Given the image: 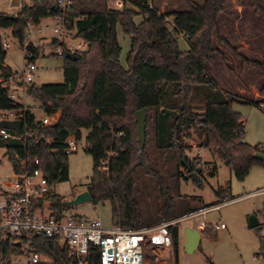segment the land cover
I'll use <instances>...</instances> for the list:
<instances>
[{"label":"trees","instance_id":"16d2710c","mask_svg":"<svg viewBox=\"0 0 264 264\" xmlns=\"http://www.w3.org/2000/svg\"><path fill=\"white\" fill-rule=\"evenodd\" d=\"M58 1L32 0L16 15L0 13V30H11L19 45L32 54V62L43 47L26 43L28 22L39 25L46 18H64L67 27L76 31L75 38L89 44L76 60L67 55L60 57L64 59L63 84L29 86L28 98L43 104L46 114H60L58 121L44 127L28 106L20 134L8 131L12 136L9 140L0 135V148L7 150L14 172L23 171L20 157L27 160V170L41 168L52 187L66 183L70 178V156L53 150L64 148L71 135L82 141L83 129L88 130L86 148L94 165L87 186L91 200L96 204L110 202L114 224L137 231L197 212L189 199L180 195L181 179L187 180L198 169L196 162L186 156L192 148L186 141L192 136L202 139L201 147L220 153L239 181L246 180L253 167H264V161L256 159L257 153H262L260 146L245 142L244 121L233 109L238 104L261 108L262 103L223 90L207 69L216 52L215 40L230 47L222 39L218 23V16L224 12L223 0H206L201 5L185 0L187 9L171 14H162L154 7V0H121L123 9L109 8V0H71L66 11L60 10ZM250 1L261 10L258 0ZM128 4L133 8H127ZM137 16L142 17L139 24L134 21ZM119 25L132 42L127 68L120 60ZM178 36L186 38L188 51L180 50ZM57 44L56 40L50 43ZM7 54L0 35V79L5 82L15 75L6 67ZM237 57L243 65L264 74V62ZM8 92L0 84V112L22 110L8 98ZM142 109L148 118L146 147L140 152L136 111ZM149 127L154 130L152 150L147 146ZM120 132L122 136H118ZM48 138L53 140L51 144L46 143ZM110 153L114 157L109 171H100L101 161ZM36 159L38 166L34 164ZM227 193L217 194L222 202ZM47 201L57 217L71 208L56 194ZM260 227L262 224L255 229ZM178 228L172 229L175 264ZM204 231L215 232L208 226ZM31 246L54 258L56 264L71 263L56 239L35 236ZM89 252L88 264H101L98 249L91 247ZM0 254L11 264L20 255V248L12 237L0 235Z\"/></svg>","mask_w":264,"mask_h":264},{"label":"rangeland","instance_id":"374dc122","mask_svg":"<svg viewBox=\"0 0 264 264\" xmlns=\"http://www.w3.org/2000/svg\"><path fill=\"white\" fill-rule=\"evenodd\" d=\"M120 1V3H118ZM197 4H204L206 0H192ZM16 0H0V13L16 15L19 8ZM23 6L31 4L32 0H22ZM261 10H257L250 0H223L224 12L218 16L221 27V37L230 47L215 40L216 52L212 55L211 62L207 63L209 75L223 90L239 95L241 98L264 103V74L256 69L242 64L238 55H243L251 60L257 59L264 62V0H258ZM121 0H109V8L123 9ZM131 8L132 5H126ZM154 7L162 14H171L187 9L185 0H154ZM133 8V7H132ZM135 23L142 21L141 16L135 18ZM56 22L54 18H46L39 25H33L28 29L26 43H33L48 51H52L49 45L53 41ZM47 26V27H46ZM40 30L42 32H40ZM74 34L76 33L73 32ZM118 41L122 47L121 63L127 67V55L131 49V37L125 34L121 25L117 27ZM9 31L0 30V35L8 39ZM51 40V41H50ZM179 48L182 52L190 49L188 41L183 36L177 37ZM82 41L73 39L71 43L78 45ZM13 46L8 51L5 59L6 67L19 74L28 65L25 60V50L13 37L10 38ZM235 49L236 52L233 51ZM64 59L51 55L39 56L35 60L37 70L33 74V84L47 86V84H63ZM14 93L21 90L14 82L7 84ZM241 90V91H240ZM256 98V99H255ZM32 112L38 120H42L46 114L41 109V103L30 99L27 101ZM233 109L242 116L245 126V142L253 147L260 146L264 150V110L259 107L238 104ZM147 146L152 150L154 146V130L149 127ZM89 131L83 129L80 150L69 157L70 178L66 183H60L53 187V192L66 201L73 199L87 190L93 174L94 165L91 155L87 152L86 141ZM192 146L187 150L186 156L192 162H196L200 181L189 176L187 180L181 179L180 195L188 198L191 207L197 209L196 216L183 221L178 228V263L177 264H264V255L260 251V238L264 239V202L262 197L243 198L245 195L264 188V167H253L246 180L239 181L234 177L230 168L226 165L223 156L209 147H201L202 139L194 135L186 141ZM216 169V172H215ZM14 169L12 168L7 150L0 148V198L1 193L12 194L14 192ZM225 191L227 199L238 200L225 205L220 211L212 208L200 211L206 206L217 205L222 202L217 194ZM76 215H87L98 219L105 227L114 225L112 204L110 202L94 203L72 206L69 210ZM206 212V215L201 213ZM256 216L262 228L259 230L249 226L251 217ZM210 228L220 222H225L227 228L224 231L205 232L201 229L202 223ZM186 228H194L202 233V239L198 250L188 254L184 249ZM153 253L158 254L160 261H151L148 264H168L171 262L172 252L168 249L155 248ZM175 255V253H174ZM19 264H24L21 261Z\"/></svg>","mask_w":264,"mask_h":264},{"label":"built area","instance_id":"2783aa9c","mask_svg":"<svg viewBox=\"0 0 264 264\" xmlns=\"http://www.w3.org/2000/svg\"><path fill=\"white\" fill-rule=\"evenodd\" d=\"M71 5V0H59L58 6L60 10L66 11ZM53 40L58 42L57 46H48L52 51H48L45 47L40 56L46 55L63 57V55H77L81 51L88 49L89 44L81 40L78 45L71 43L76 39V34L71 31L64 18H56ZM32 23H27V28L31 29ZM12 32L10 30L7 38H3L4 49L8 52L13 47L10 43ZM32 54L25 51V59L28 65L21 73L12 76L8 82L0 79V84L9 90L8 98L22 106V110L1 111L0 121H21L26 119L25 112L28 109V90L33 85V74L37 70L36 64L30 60ZM14 82L15 86L21 91L16 94L11 90L10 84ZM35 85V84H34ZM261 108L264 109V103ZM43 110V104H41ZM44 114H46L44 112ZM60 117V114H46L42 120H39L44 127L52 126ZM0 135L9 140L12 136L5 129H0ZM123 133H118L122 136ZM51 144L52 139L45 140ZM81 141L74 135L67 138L64 148H56L53 153H63L65 155L76 154L80 150ZM264 153V150H261ZM114 157L110 153L108 157L101 161L100 171H109L110 159ZM23 171L14 173V183L12 188L14 192L8 194L2 192L0 198V235L1 237H12L14 242L20 243V255L13 258L11 264H56L54 258L41 254L33 250L31 242L35 236H45L48 239H56L59 244L68 253L71 259L70 264H88L89 250L91 247L98 249L101 257V264H148L151 261H160L158 254H154L155 248H163L171 250L172 258L168 264H175L174 236L172 229L179 226L183 221L198 214L193 213L189 216L172 221L163 222L149 229L130 231L124 229L121 225H113L105 227L98 219L87 215H76L69 210L63 212L61 217H57L51 202L47 201L50 195L55 194L53 187L49 184L48 179L44 175L41 168L27 170V160L18 158ZM35 165H39L38 159L34 161ZM264 197V189L245 195L243 198ZM238 200L227 199L224 202L214 205L210 208L220 211L225 205L231 204ZM209 209V208H207ZM204 211V210H203ZM207 212V210H206ZM206 212L201 214L206 215ZM207 224L204 222L201 229H205ZM227 228L225 222L210 226V229L218 232ZM0 264H8L5 255L0 254Z\"/></svg>","mask_w":264,"mask_h":264},{"label":"water","instance_id":"95a60500","mask_svg":"<svg viewBox=\"0 0 264 264\" xmlns=\"http://www.w3.org/2000/svg\"><path fill=\"white\" fill-rule=\"evenodd\" d=\"M67 57L72 60H76V56L72 54H67ZM148 118V113L142 109L136 111V123H137V129H138V142H139V150L140 152H143L145 149L146 144V136H147V129H146V121ZM0 129H5L10 132L19 133L22 129V122L21 121H0ZM256 159L264 161V154L263 153H257ZM184 164L185 161H183ZM188 169H190V166H188ZM201 170L198 168L195 172L191 173V177H193L195 180L200 181L199 179V173ZM86 202H92L91 195L88 190H85L83 193L78 194L73 199L68 200L67 204L68 206H78L85 204ZM260 222L258 221V218L256 216H253L249 220V226L251 228L258 227ZM185 232V243H184V249L188 254H193L198 250V247L200 245L201 239H202V233L194 228H186L184 230ZM17 246L20 247V243H17ZM260 251L264 252V239L260 238Z\"/></svg>","mask_w":264,"mask_h":264},{"label":"crops","instance_id":"0c3cea01","mask_svg":"<svg viewBox=\"0 0 264 264\" xmlns=\"http://www.w3.org/2000/svg\"><path fill=\"white\" fill-rule=\"evenodd\" d=\"M118 3H120V1H118ZM15 5L19 8V12H20V10H21V8L23 7V3H22V0H16V2H15ZM55 20V19H54ZM33 26V25H32ZM47 27V26H46ZM10 32V31H9ZM40 32H42L41 30H40ZM76 34V33H75ZM53 38V37H52ZM51 41V40H50ZM128 67V66H127ZM126 67V68H127ZM241 91V90H240ZM256 99V98H255ZM264 189V188H263ZM263 198V202H264V197H262ZM225 230V229H224Z\"/></svg>","mask_w":264,"mask_h":264}]
</instances>
